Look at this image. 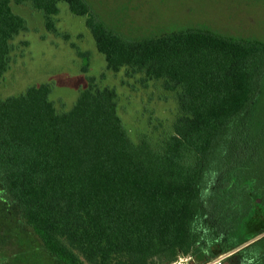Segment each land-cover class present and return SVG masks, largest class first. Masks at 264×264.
Here are the masks:
<instances>
[{
  "label": "trees",
  "instance_id": "trees-1",
  "mask_svg": "<svg viewBox=\"0 0 264 264\" xmlns=\"http://www.w3.org/2000/svg\"><path fill=\"white\" fill-rule=\"evenodd\" d=\"M12 1L42 10L49 29L66 2L85 17L108 68L163 79L181 110L156 148L131 139L114 87L90 84L66 111L56 109L48 83L1 97L0 181L43 247L63 264H169L192 252L206 170L259 91L264 41L202 27L126 37L85 0H0V78L12 39L27 27ZM257 182L250 210L264 203ZM252 243L258 256L242 264H264V244ZM193 253L206 261L202 249Z\"/></svg>",
  "mask_w": 264,
  "mask_h": 264
},
{
  "label": "rangeland",
  "instance_id": "rangeland-1",
  "mask_svg": "<svg viewBox=\"0 0 264 264\" xmlns=\"http://www.w3.org/2000/svg\"><path fill=\"white\" fill-rule=\"evenodd\" d=\"M85 1L126 37L202 27L264 41V0ZM58 6L49 29L42 10L12 1L14 12L24 17L27 27L11 41L8 67L0 78V98L48 83L56 109L66 111L88 85L114 87L118 112L131 139L137 143L145 138L160 148L181 114L177 91L166 89L163 79L149 78L130 67L108 68L85 17L71 13L64 1ZM204 182L199 242L192 252L179 254L169 264L194 263L197 249H202L206 260L221 258V263L214 264H242L251 255L249 260L257 257L259 245L252 242L264 244V230L243 242L240 239L264 228V203L257 201L253 210L248 203V189L256 182L262 193L256 195L264 196V70L257 95L207 168ZM0 264H63L43 247L1 181Z\"/></svg>",
  "mask_w": 264,
  "mask_h": 264
},
{
  "label": "built area",
  "instance_id": "built-area-1",
  "mask_svg": "<svg viewBox=\"0 0 264 264\" xmlns=\"http://www.w3.org/2000/svg\"><path fill=\"white\" fill-rule=\"evenodd\" d=\"M219 255H221V254H219ZM221 257H222V256H221ZM215 262H216V263H221V258L214 259V260H211V261L206 260V261H203V262H194V263H192V262L190 261L191 264H214Z\"/></svg>",
  "mask_w": 264,
  "mask_h": 264
}]
</instances>
